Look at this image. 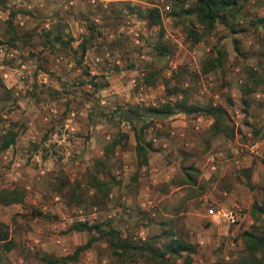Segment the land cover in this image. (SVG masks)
Masks as SVG:
<instances>
[{"label":"rangeland","instance_id":"374dc122","mask_svg":"<svg viewBox=\"0 0 264 264\" xmlns=\"http://www.w3.org/2000/svg\"><path fill=\"white\" fill-rule=\"evenodd\" d=\"M195 1L178 0L176 6L172 0H0V142L3 135H16L0 151V189L24 192L23 202L0 204V219L14 244L10 250L0 244V264H186V251L156 259L151 254L165 252L176 237L194 247L189 264H240L247 254L241 233L264 235L259 209L264 204V37L252 27L262 17L253 8L264 7V0H238L245 10L234 18L226 14L209 31L187 12ZM153 6L160 9L161 27L138 14ZM8 22L17 35L13 44ZM57 24L64 40L72 38L69 47L45 39ZM85 37L88 47L78 63V44ZM219 52V66L205 72ZM250 70L263 81L247 95L245 106L242 87L251 84ZM146 75L153 84L145 83ZM111 84L120 90L108 88ZM228 86L240 90L239 100L230 99ZM143 89L151 98L142 105ZM207 90L214 98L208 99ZM182 100L194 107L216 100L229 110L225 124L231 135L224 134L245 164L230 183L236 192L229 198L238 199L245 213L236 224L204 216L211 196L197 201L198 218L174 214L166 198L148 204L146 192L139 191V174L145 175L153 158L146 163L136 154L135 131L143 129L151 148L153 136L168 139ZM168 105L170 114L153 111ZM125 108L139 119L123 122ZM231 108L240 110L237 121ZM185 130L191 141L208 136L188 124ZM254 142L257 148L250 151L247 146ZM201 145L196 151L207 157L210 148ZM224 151L235 154L230 147ZM168 191L162 187L159 193ZM78 222L117 233L70 229ZM119 237L137 249L123 251L116 244Z\"/></svg>","mask_w":264,"mask_h":264},{"label":"crops","instance_id":"0c3cea01","mask_svg":"<svg viewBox=\"0 0 264 264\" xmlns=\"http://www.w3.org/2000/svg\"><path fill=\"white\" fill-rule=\"evenodd\" d=\"M99 1L101 4L105 3V0ZM242 10H245V7H243ZM253 10L259 11L258 15L264 16V7H254ZM252 24H254L252 27L257 29L260 35L264 37V30L261 26L258 24L255 25V22H252ZM120 86L121 85L118 84H111L108 88H113L118 91L120 90ZM227 89L230 91L228 92V96L231 97H229L230 99L234 97V99L239 100L240 90L238 91L235 87L231 88L229 86ZM141 92H139V97L141 98L140 103L143 105L144 102L151 98V93L147 89H143ZM206 94L208 99H212L213 93L210 90H207ZM217 103L216 100H213L212 105L216 106L218 105ZM221 105L222 104L219 106ZM223 108H225L227 112L229 111L225 106ZM181 111L188 115L196 113H187L183 110H177L173 116L175 118L179 117V119H174L170 122V134L168 139L157 136L152 137V150L148 155V160L153 158V161H148V164L145 166L147 170L143 177L139 174L138 179L142 181L140 185L143 187L142 189L139 187V191L141 192V190H143L146 192L148 204L154 203L157 205V203L166 198V200L171 201L170 205H173L174 214L179 215L183 212L194 213L198 218L201 214L195 209L198 203L197 201L201 198L211 196L213 198V204H210V206L213 205L218 209L228 208L240 211L243 214L241 219L243 220V218H245V213L240 208L239 201H235L238 199H234L233 197L229 198L236 192L235 185L230 184L231 179H233L232 175L235 173V170L242 167L244 164L243 160L241 161L240 157L237 155L239 150L236 148V143H233L223 132L211 136L210 140H208L207 136L200 139L202 142L197 138L191 141L185 136V125L188 124V126H191L194 132L208 134L214 122V117L204 112H198L199 114H196L192 118L182 119L183 117L180 116L182 113ZM203 131L204 133H202ZM201 143L208 144L207 147L210 148L207 157L196 151L195 146H200ZM228 147L235 153L234 155H229V153L224 154V150H228ZM213 152L222 153L220 157H217L216 171H211L208 164L209 156ZM157 159L160 160L157 161ZM162 187L169 188V191L164 195L159 193ZM227 193H229L227 197L222 196ZM237 198L240 199L238 193ZM207 206L208 205L204 207V216L209 218L211 222H222L219 214L210 215L207 213Z\"/></svg>","mask_w":264,"mask_h":264},{"label":"trees","instance_id":"16d2710c","mask_svg":"<svg viewBox=\"0 0 264 264\" xmlns=\"http://www.w3.org/2000/svg\"><path fill=\"white\" fill-rule=\"evenodd\" d=\"M174 2V5L176 4V1L178 0H172ZM246 1V0H245ZM244 7L243 1L239 2L238 0H196L193 7L187 12H190L194 15L197 22L201 24L204 29L209 31L215 24L217 20H220L223 22V17L227 14H230L231 18H234L240 14ZM138 14L140 17H144L148 24L150 26H160L162 25L161 20V13L160 9L157 6L146 8L145 11H139ZM260 25L261 28L264 30V16L257 17V20H255V25ZM60 25L57 24L54 30H47L45 32V39L47 40H53L55 42L60 43L61 45L70 46L72 38L70 37L68 40H64L62 36V30L59 27ZM8 27L10 29V37L11 44L15 43L17 40L16 32L12 26L11 22H8ZM232 31H236L234 27H232ZM93 30V29H92ZM54 31V32H53ZM51 33H54L52 37H50ZM189 35L196 36L195 38L198 39L200 35L195 30H188ZM89 38H84L79 44L80 49V57L78 59V63H81V60L87 50L88 47ZM3 41L0 39V44H2ZM164 49V48H163ZM213 62L211 63V67L206 68L204 70L205 72H209L212 70L213 66H219L221 63V53L219 52L218 56L214 57ZM250 76L251 84L247 85L245 84L242 87V101L245 106H249L250 102L247 98V95L252 92V90L263 81V76L260 74H257L256 72L250 70L248 73ZM94 79V78H93ZM145 83L148 85L153 84L154 78L152 75H146L145 76ZM93 86L97 87L98 84L91 80L90 82ZM104 86V84L102 85ZM176 89V88H174ZM230 102L231 100L228 99ZM177 107H179V110H183L187 113H193V112H204L208 115H212L214 117V122L212 123V126L210 127L208 131V140H210L211 136L216 135L219 132L229 133V127L225 124V121L228 118L227 110L219 105H212V104H206L205 106L200 107H194L189 106L186 104L184 100L178 102L176 104ZM171 108L169 105L165 108H155L153 111H155L158 114H170ZM123 111V110H122ZM134 111V110H133ZM137 113L136 111H134ZM131 125V124H130ZM233 131V129H231ZM16 135L14 133H9L8 135H3L1 137L0 142V151L5 150L10 145H12L15 142ZM135 151L136 154L139 155L144 162L147 163V157L149 159V153L152 150L151 143L145 142L143 129L135 131ZM114 143L109 147L108 149H111L114 146ZM249 176V175H248ZM24 200V192L22 188H13V189H0V204L2 205H10L14 203H21ZM261 212L264 214V204L259 207ZM35 215H41V212H38ZM70 229L82 231V230H89L92 231L93 229H98L101 234H109V235H115L117 231L113 229L109 230H99L98 225H88L84 222H78L73 224ZM242 242L245 246V250L247 252L245 259L240 264H264V235H258L255 232L244 230L241 233ZM0 244L5 250H10L14 244L10 238L9 229L8 226L0 219ZM116 244L118 247L123 248V251L130 252L131 250H136L137 245L128 243L125 239L118 238ZM87 245H80L76 248L73 255H77V253L85 249ZM182 251H186L189 254L185 258V263L189 264L192 261L190 253L194 252V247L184 240L180 238H172L170 242L166 246V251H161L159 253L153 251L152 256L153 258L158 257H164L166 254H171L172 256H179Z\"/></svg>","mask_w":264,"mask_h":264},{"label":"built area","instance_id":"2783aa9c","mask_svg":"<svg viewBox=\"0 0 264 264\" xmlns=\"http://www.w3.org/2000/svg\"><path fill=\"white\" fill-rule=\"evenodd\" d=\"M92 1H95V0H92ZM230 116L231 118L234 120V121H237V119L239 118L240 116V110L237 109V108H231L230 110ZM66 129L68 132L71 131V128H69L68 125H66ZM257 147V143L254 142V143H251L247 146V148L250 150V151H254ZM221 152H213L210 154L209 156V168L211 171H216L217 170V167H216V164H217V157H220L221 156ZM207 213L210 214V215H213V214H219L220 217L222 218V220L227 223V224H236L238 222L241 221L242 219V212L240 211H237V210H232V209H228V208H217L215 206H211L210 208H207Z\"/></svg>","mask_w":264,"mask_h":264},{"label":"water","instance_id":"95a60500","mask_svg":"<svg viewBox=\"0 0 264 264\" xmlns=\"http://www.w3.org/2000/svg\"><path fill=\"white\" fill-rule=\"evenodd\" d=\"M139 115L129 108H125L122 111V121L126 123H132L134 120L139 119Z\"/></svg>","mask_w":264,"mask_h":264}]
</instances>
